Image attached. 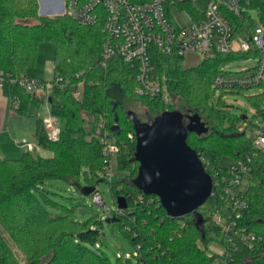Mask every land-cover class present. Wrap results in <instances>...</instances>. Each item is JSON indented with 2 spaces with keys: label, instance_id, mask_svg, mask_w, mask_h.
I'll use <instances>...</instances> for the list:
<instances>
[{
  "label": "trees",
  "instance_id": "trees-1",
  "mask_svg": "<svg viewBox=\"0 0 264 264\" xmlns=\"http://www.w3.org/2000/svg\"><path fill=\"white\" fill-rule=\"evenodd\" d=\"M39 8L38 0H0V71L13 77L27 74L36 64L39 46L50 41L55 48L53 79L63 77L71 84H55L50 94V111L60 125L58 139L50 140L43 118L37 120L38 144L52 155L25 152L20 158H0V264H115L92 247L100 235L99 227L93 229L89 221L74 220L69 214L52 215L46 206H60L48 195V181L63 179L81 187L83 175L88 180L86 187L97 189L100 181H110L116 203L119 196L127 199L128 209L115 210L114 215L121 218L123 231L137 248L139 264H264V149L256 148L253 138L240 131L247 120L252 123L245 120L246 115L230 113L222 97L216 104L210 103L212 80L221 65L245 55H221L186 66L182 57L155 50L156 69L167 77L177 99L167 105L161 99L138 95L136 73L120 58L112 59L107 67L101 65L102 25H84L67 14L43 16ZM79 82H83V90L77 97L73 89ZM10 89L12 102L20 103L17 112L37 116L44 96L18 84ZM252 99L260 106L264 90ZM131 101L147 107L146 118L129 108ZM190 110L205 117L207 125L201 134L190 133L187 141L215 181L228 173V166L221 164L224 155L234 161L251 157L244 191L248 205L239 225L255 236L252 247L242 234L229 241L219 229L209 226L216 206L222 203L217 195L197 211L174 218L157 195H147L135 184L139 162L135 159L136 138L129 134L136 137L139 126L151 124L166 111H178L186 120ZM104 134L119 146L116 156L126 177L108 180L100 175L109 166ZM132 165L136 169L131 175ZM175 229L180 231L178 238L171 237ZM211 234L223 251L208 248Z\"/></svg>",
  "mask_w": 264,
  "mask_h": 264
},
{
  "label": "built area",
  "instance_id": "built-area-1",
  "mask_svg": "<svg viewBox=\"0 0 264 264\" xmlns=\"http://www.w3.org/2000/svg\"><path fill=\"white\" fill-rule=\"evenodd\" d=\"M45 9L67 14L84 25H102L105 33L101 65L107 67L114 58L129 64L136 73L139 83L136 92L143 97L158 98L167 105L174 103L167 77L160 74L154 64L155 50L162 55L184 57L197 54L205 59L221 55H239L242 61H254L237 71L227 70L235 59L224 62L212 80L214 97L237 93L239 90L258 88L264 90V0H42ZM258 10L263 28L258 29L252 10ZM58 12V14H59ZM237 59V58H236ZM80 76V75H77ZM18 84L26 90L41 93L49 103L55 84L66 87L70 79L56 77L53 81L37 79L27 74L13 77L0 71V87ZM83 82L73 89L77 97L82 95ZM219 100V99H216ZM16 109L19 101L12 102ZM256 112V111H255ZM50 140H57L60 134L59 120L52 115L43 118ZM247 122L240 131H246ZM247 132V131H246ZM249 135V134H248ZM253 138L256 148L264 149V121L255 125ZM131 139L136 138L130 133ZM104 154L109 166L102 177L112 180L110 170L112 156L119 152V146L108 134L103 135ZM251 157L239 158L228 166L227 175L216 181L212 195L222 203L217 205L213 219L221 234L232 241L243 235L244 242L252 247L255 236L240 228V220L247 208V199L241 187L248 178ZM94 202L109 212L100 190L92 192ZM211 195V196H212ZM161 203V202H160ZM116 211L122 213L116 207ZM140 247V246H138ZM227 260H225L226 263Z\"/></svg>",
  "mask_w": 264,
  "mask_h": 264
},
{
  "label": "rangeland",
  "instance_id": "rangeland-1",
  "mask_svg": "<svg viewBox=\"0 0 264 264\" xmlns=\"http://www.w3.org/2000/svg\"><path fill=\"white\" fill-rule=\"evenodd\" d=\"M44 2V1H43ZM42 0H38L39 3V14L43 16H57L62 15H47L41 13V7H43ZM204 0H200L197 2L198 5L204 6ZM254 20L258 23L257 28H263L260 21V13L258 10L251 11ZM54 44L50 41L43 42L39 46L38 57L35 66L29 68L27 70V74L34 77H45L46 81H53V58H54ZM202 61V57L197 54H187L184 57V63L186 66H197ZM254 63V61H242L240 58L235 59L227 66V70L237 71L241 69L243 66L249 63ZM263 93L262 89L251 88L239 90L237 93L226 94L222 98L226 103V109L237 116L246 115L249 120H247V125L245 129L249 135H253L255 125L264 121V101L260 106L257 105V101L253 100L252 97H257ZM220 95L214 97V92L211 97V105L216 104L220 99ZM177 100V99H176ZM174 98V101H176ZM129 108L142 118H146V113L148 109L145 105L137 104L135 102H130ZM256 111V112H255ZM38 114L40 117L44 118L48 116L47 106L45 103L41 104L39 107ZM246 120V119H245ZM32 121L30 118H23L21 124L15 123L16 126H24L28 127L29 123ZM242 126V125H241ZM51 156L52 153L42 147H39V151L34 152V156ZM233 158L224 155L221 158L222 166H229L233 162ZM136 166L132 165L130 170L131 175L135 173ZM110 170L112 175L121 178L126 177L127 172L122 169L119 165V160L117 156H112L110 163ZM88 180L83 175L81 177V187L71 184L70 182L63 179L50 180L46 184V189L48 190V195L60 203V206L55 207L52 205H46L48 210L52 215L58 214H69V216L80 222H90L91 228L99 227L100 235L98 237L97 242L92 247L94 249H100L104 253H106L115 264H139L138 262V250L132 242L131 238L123 231L122 229V221L108 222L107 219L110 216L114 215L116 210V194L112 189V185L110 181H100L98 184V189L102 193L104 201L107 205L109 212L105 209V207L98 205L94 202L92 193L86 195L83 193V188L87 186ZM248 186V178L245 177L242 181L241 187L246 189ZM183 224L181 223V226ZM209 226L213 229H218L216 222L213 217L209 222ZM180 231L179 229H175L171 237H179ZM213 236V238H212ZM211 240H207L208 248L214 251H223L222 245H220L217 241L214 240L215 236L210 235ZM122 259V260H121ZM130 259V260H129Z\"/></svg>",
  "mask_w": 264,
  "mask_h": 264
},
{
  "label": "water",
  "instance_id": "water-1",
  "mask_svg": "<svg viewBox=\"0 0 264 264\" xmlns=\"http://www.w3.org/2000/svg\"><path fill=\"white\" fill-rule=\"evenodd\" d=\"M59 11L63 8L41 7V13L47 15ZM206 125V118L195 110L187 113L186 120L178 111H166L151 124L137 129L135 159L139 167L135 184L145 194L157 195L170 217L179 218L197 211L212 195L214 179L187 141L190 133L201 134ZM94 189L84 187L83 193L89 195ZM117 206L127 210V199L119 196ZM120 220L116 215L107 219L108 222Z\"/></svg>",
  "mask_w": 264,
  "mask_h": 264
},
{
  "label": "crops",
  "instance_id": "crops-1",
  "mask_svg": "<svg viewBox=\"0 0 264 264\" xmlns=\"http://www.w3.org/2000/svg\"><path fill=\"white\" fill-rule=\"evenodd\" d=\"M37 79H45V77H37ZM38 94L40 95L41 93ZM43 103L46 104L49 114V103L47 104L46 100ZM30 117L32 121L29 123L28 127L25 128L24 126L20 127L15 125V123L21 124L23 118ZM38 118H42L39 116L38 112L37 116L20 115L13 107L10 87H0V158H20L25 152L34 154L35 151H39V147L42 146L38 144L35 134Z\"/></svg>",
  "mask_w": 264,
  "mask_h": 264
},
{
  "label": "bare ground",
  "instance_id": "bare-ground-1",
  "mask_svg": "<svg viewBox=\"0 0 264 264\" xmlns=\"http://www.w3.org/2000/svg\"><path fill=\"white\" fill-rule=\"evenodd\" d=\"M46 4H45V1L43 2V7L45 8Z\"/></svg>",
  "mask_w": 264,
  "mask_h": 264
}]
</instances>
